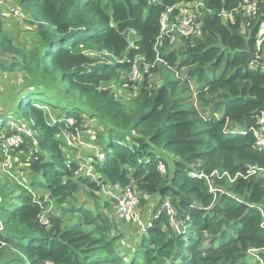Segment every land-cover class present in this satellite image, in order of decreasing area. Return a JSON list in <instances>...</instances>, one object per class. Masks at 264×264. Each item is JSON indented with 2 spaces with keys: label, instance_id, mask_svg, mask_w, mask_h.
<instances>
[{
  "label": "trees",
  "instance_id": "trees-1",
  "mask_svg": "<svg viewBox=\"0 0 264 264\" xmlns=\"http://www.w3.org/2000/svg\"><path fill=\"white\" fill-rule=\"evenodd\" d=\"M107 1L104 8L95 0H13L37 24L41 38L32 50L13 46L0 22V68L28 75L15 113L0 115V133L11 118L32 132L22 134L12 153L29 156L23 159L28 186L0 184V264H253L249 252L264 249V178L214 180L212 192L190 173L264 171V152L253 135L263 127L264 43L258 47L257 37L264 0ZM196 2L203 5L201 37H182L178 50L169 47V37L158 41L166 11ZM253 3L257 15H246L241 9ZM88 50L109 53L108 62L88 68L93 57L82 53ZM135 60L142 81L134 108L127 109L111 91L97 88L129 83ZM159 65L167 66L163 83L152 85L149 73ZM181 70L186 73L176 79ZM89 121L100 127L91 142L100 156L88 155L97 180L79 176L84 158L68 156L60 138L87 129ZM131 184L141 203L150 199L155 208L135 254L123 253L120 238L109 236L100 209L111 202L103 206L98 197L103 187ZM81 193L97 202L94 208L66 205ZM166 200L182 219L179 231L161 212ZM53 204L62 214L46 215ZM73 211L77 219L67 226L66 214Z\"/></svg>",
  "mask_w": 264,
  "mask_h": 264
},
{
  "label": "rangeland",
  "instance_id": "rangeland-1",
  "mask_svg": "<svg viewBox=\"0 0 264 264\" xmlns=\"http://www.w3.org/2000/svg\"><path fill=\"white\" fill-rule=\"evenodd\" d=\"M13 0H5L7 4L10 6L14 3H12ZM100 6L107 8L108 7V1L107 0H95ZM18 8L16 10L19 12L18 15L13 14L11 17L0 18V22L2 23V29L3 31L12 38V44L13 46H16L17 48H27V50H32L34 45H37L40 40V36L38 35L37 31V24H33V22L30 19V16L26 14L22 8H20L18 5H16ZM201 6H199V3H195L190 6H182L181 7V13L184 15H195L196 19L200 21L202 19L203 11L200 10ZM175 19V17H173ZM173 19V20H174ZM176 21V20H174ZM197 38H200L201 35H197ZM173 39H171V43L169 44V47L171 49H181L182 41H180V38H176L172 36ZM93 51H83V54H89ZM98 52V51H97ZM6 57H3L5 60ZM91 59V58H90ZM3 60V61H4ZM8 60V59H7ZM92 64L89 65L88 68H95L97 66L103 65L107 61V56L98 52L95 57L92 58ZM165 65H159V69L155 73H149L148 79L150 84L155 85H162L163 79L162 77L166 73ZM170 68H168L169 70ZM144 71L149 72L150 66H144ZM170 71V70H169ZM186 73V70L179 71V75L182 76ZM27 72L16 68L12 72H8L6 70H3L0 68V115L5 112H9L12 110L15 113V106L17 102V96L20 94V91L23 89L25 90L24 81L27 78ZM124 76V74H123ZM174 77L177 79V77L174 74ZM121 80H123L121 78ZM193 87L195 85V81L192 82ZM98 91H104L109 90L113 94H115L116 99L120 101V103L127 109L134 108V102L138 95H134L130 92V88L128 86V82L125 83L123 87L117 86L115 82L110 83H104L101 84L98 88ZM196 104V103H195ZM69 122L74 123L72 119H69ZM27 125L26 122L23 120L16 121L13 118L7 120L6 123V130L3 134L11 133L14 130L20 129L23 130L24 126ZM1 127V124H0ZM99 129L100 127L96 122L89 121L87 124V129L83 131H78V133L72 134L71 132L65 131L63 134H61L60 138L67 144V148H63L64 152L71 158H79L84 160H80V170H79V176H86L93 178L94 180H97L98 175L95 172L94 167L91 164V159L88 155H90L91 152H96L95 154L97 156L99 155V149L95 148V146L91 143L95 140V129ZM7 131V132H6ZM258 132L263 133L262 128ZM13 133V132H12ZM11 133V134H12ZM260 135V134H259ZM15 149L8 152V155L6 156L5 151L0 149V152L3 153L4 157L0 155V184H5L7 189H10V187H14L17 184L21 185H27L31 181V176L29 174V171L25 169L26 164L23 160L24 158H28L29 156L26 155L23 151H19L18 153H15V155H12L14 153ZM84 156V157H82ZM164 164V163H163ZM12 168V169H11ZM222 175V174H221ZM219 182V181H225L229 183H233L227 178H221L218 176H214L212 179L210 178V182ZM208 183V182H207ZM213 186V183H212ZM107 189L108 187L102 188V190L98 193V197L101 199V204L103 206L105 205V202H111V205L108 208H102L100 209V213L105 216V219L109 223V236L112 238H120V241L118 242L119 248L122 250L123 253L127 252L129 254H135L136 250H138V242H139V234L143 231V229L146 227V225L151 221L152 216L154 215V203L149 199L147 200L146 204L141 203V210H140V218H141V224H132L127 223L123 221L119 214L117 209V202L109 197H106L104 195V189ZM215 189V187H212ZM38 193V192H37ZM77 196L75 199H70L68 205L70 208L74 207H80L84 206L85 208H94L96 205V201H94L88 194H76ZM48 199V198H47ZM64 205V206H66ZM91 210V209H90ZM93 211V210H92ZM61 208L57 207L55 204L51 205L50 208H48L46 215H59L62 214ZM73 213L66 214V222L65 224L67 226L70 225L71 222H75L77 219L76 217L71 218ZM76 214H81L80 212L76 211ZM75 216V215H74ZM89 216V215H87ZM176 217V216H175ZM176 226V231H179L181 229V226L183 224L182 219L175 218L174 219ZM85 222V221H84ZM165 230L168 231L167 227L165 226ZM264 252V249H255L254 250V256L255 260L259 258L264 262V260L261 258V254ZM253 253L249 252L250 257H252ZM259 254V255H258Z\"/></svg>",
  "mask_w": 264,
  "mask_h": 264
},
{
  "label": "built area",
  "instance_id": "built-area-1",
  "mask_svg": "<svg viewBox=\"0 0 264 264\" xmlns=\"http://www.w3.org/2000/svg\"><path fill=\"white\" fill-rule=\"evenodd\" d=\"M196 3H199V2H196ZM193 4L195 3L182 4L179 7L169 8L166 11V13L162 16V19H161V35L158 41L165 39L166 37L173 39L172 36L181 39L182 37L184 38L196 37L197 35L202 34V28L204 24L203 14H202V19L198 21L195 15H184L181 13L182 6H190ZM199 6H201V8L203 7L201 3H199ZM16 8L18 7L15 4H12L10 6L9 4L5 2V0H0V18L1 16L8 18V17H11L13 14L18 15L19 12L16 10ZM175 10H178V14L175 16H172ZM241 10L244 13H246V15L256 16L258 13V7H257V4L255 3L243 7ZM232 16H233L232 14L223 15L225 19L228 17L232 19L233 18ZM173 17H175V19ZM173 19L176 21H174ZM134 34L135 32L133 30H130L128 32V39L132 46L133 44L131 43V36ZM263 43H264V22L261 23L260 28H259V33L257 37L258 47H260ZM101 53L106 55L107 57L110 56L109 53H106V52H101ZM97 54L98 53L96 52H90L88 56L95 57V55ZM124 61H125L124 58L117 60V62H124ZM157 63H164V61L158 56ZM139 64L140 62L138 60H135L132 63V71L129 76V83H128L130 92L133 93L135 96L138 95L139 87L142 81V72H141V68ZM146 66H150V68L152 67L151 65H146ZM176 77L180 79L179 74H177ZM69 123L70 125L73 124L71 122ZM259 123L263 126L262 127L263 133L258 132V130H253V135L255 137V143H256L257 150L264 152V114L261 116ZM14 131H17V133L15 132L12 134L0 133V149L7 152L6 156L8 155L9 151L15 148H19L20 145L23 143L22 134H26L27 136L32 137V132H30V129L27 127V125L24 126L23 130L17 129ZM158 170L160 171L162 175H166L167 173V167L162 162L159 163ZM190 174L192 178H195V179L197 178L199 180H205L206 182H208V185L210 186V189L212 192H215L217 190V189L212 188L213 187L212 182H210V178L212 179L214 176H218L221 178H227L233 183L238 178L247 179L255 175H261L264 178V171L262 168H259V167H252L250 170H248L246 175H242L239 173V174H236L235 176H232L229 172H226V171L225 172L213 171L210 175H205L204 173L192 171ZM107 187H108L107 189L106 188L104 189V195L117 202V209H118V214L120 218L127 223H132L136 225L141 224V218H140L141 201L139 198V192L137 191V188L133 184L123 189L119 187H112V186H107ZM217 192H222V190H218ZM161 212H165L169 216L171 225H173L174 227L177 226V224L174 221L176 212L169 200H166L162 204ZM41 220L44 223V225H48V222L45 217L42 218ZM147 225L145 228H147ZM254 250L255 249L250 251V253H253L252 254L253 256L255 255ZM253 264H264V262L258 256V259L253 261Z\"/></svg>",
  "mask_w": 264,
  "mask_h": 264
},
{
  "label": "water",
  "instance_id": "water-1",
  "mask_svg": "<svg viewBox=\"0 0 264 264\" xmlns=\"http://www.w3.org/2000/svg\"><path fill=\"white\" fill-rule=\"evenodd\" d=\"M118 24H115V27H117Z\"/></svg>",
  "mask_w": 264,
  "mask_h": 264
}]
</instances>
